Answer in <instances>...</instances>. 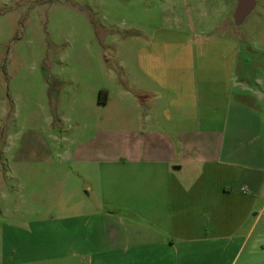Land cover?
Listing matches in <instances>:
<instances>
[{
  "label": "crops",
  "instance_id": "1",
  "mask_svg": "<svg viewBox=\"0 0 264 264\" xmlns=\"http://www.w3.org/2000/svg\"><path fill=\"white\" fill-rule=\"evenodd\" d=\"M233 43L192 63L134 50L114 112L31 158L62 175H41L21 222L0 221V264H264V50Z\"/></svg>",
  "mask_w": 264,
  "mask_h": 264
},
{
  "label": "rangeland",
  "instance_id": "2",
  "mask_svg": "<svg viewBox=\"0 0 264 264\" xmlns=\"http://www.w3.org/2000/svg\"><path fill=\"white\" fill-rule=\"evenodd\" d=\"M234 6L235 0H0V221L25 219L20 211L36 182L45 185L41 175L61 171L31 162L35 154L60 153L58 136L78 142L98 116L114 112L115 88L134 81V50H153L147 62L156 65L181 57L192 63L190 50H208L226 37L237 49L242 42L246 50H264V0H253L237 24ZM99 88L108 90L103 105ZM78 123L87 125L83 135ZM72 185L68 178L62 183L61 197Z\"/></svg>",
  "mask_w": 264,
  "mask_h": 264
},
{
  "label": "water",
  "instance_id": "3",
  "mask_svg": "<svg viewBox=\"0 0 264 264\" xmlns=\"http://www.w3.org/2000/svg\"><path fill=\"white\" fill-rule=\"evenodd\" d=\"M253 5V0H235L233 9V22L239 23L242 18L249 12Z\"/></svg>",
  "mask_w": 264,
  "mask_h": 264
},
{
  "label": "trees",
  "instance_id": "4",
  "mask_svg": "<svg viewBox=\"0 0 264 264\" xmlns=\"http://www.w3.org/2000/svg\"><path fill=\"white\" fill-rule=\"evenodd\" d=\"M136 96H138V94H136ZM101 97V92H99L98 94V99Z\"/></svg>",
  "mask_w": 264,
  "mask_h": 264
}]
</instances>
